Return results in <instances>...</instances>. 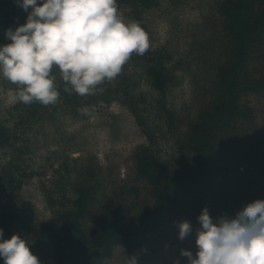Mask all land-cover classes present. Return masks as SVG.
Returning a JSON list of instances; mask_svg holds the SVG:
<instances>
[{
	"label": "rangeland",
	"instance_id": "rangeland-1",
	"mask_svg": "<svg viewBox=\"0 0 264 264\" xmlns=\"http://www.w3.org/2000/svg\"><path fill=\"white\" fill-rule=\"evenodd\" d=\"M13 1L16 13L9 25L0 27V40L8 28L14 30L26 22L27 12ZM223 1L158 0L138 17L130 6L116 0L125 22H137L148 35L150 55H169L167 66L175 74L161 94L146 80L141 66L129 61L126 73L139 103L137 111L116 90L115 79L98 87V97L85 96L77 110L61 101L40 104L34 117L28 114L29 104L19 100L17 85L0 74V124L8 125L16 135L13 146L0 149V168L14 155H20L23 165L17 174L21 185L16 196L0 192V228L13 227L40 264L55 260L53 249L63 233L61 213L72 206L77 186L91 185L95 192L83 218L88 234L100 225L102 213L115 209L123 212L122 222L129 226L143 208L154 203L151 185L137 169L140 145L151 147L174 166L187 163L183 142L188 125L221 89L218 73L231 54ZM247 74L264 78V41L254 50ZM243 101L252 107L254 124L264 135V92H249ZM163 104L175 114L174 125L160 116ZM236 188L237 183L215 189L203 200L183 196L179 214L151 230L141 246L129 250L115 244L96 264H127L132 256L137 264H188L181 250L195 256V229L202 209L207 207L213 220L234 217L246 205L236 209L231 200ZM257 199H264V188H255L251 202ZM185 220L193 232L180 240L177 224Z\"/></svg>",
	"mask_w": 264,
	"mask_h": 264
},
{
	"label": "trees",
	"instance_id": "trees-1",
	"mask_svg": "<svg viewBox=\"0 0 264 264\" xmlns=\"http://www.w3.org/2000/svg\"><path fill=\"white\" fill-rule=\"evenodd\" d=\"M117 1L130 6L138 17L158 3V0ZM221 6L227 18L231 54L220 66L221 89L188 125L183 142L187 163L174 166L164 161L151 147L140 145L137 169L151 185L154 203L150 208H143L129 226L122 222L123 212L115 209L102 213L100 225L88 234L83 218L95 192L91 185L77 186L72 206L61 213L63 233L53 249L55 260L52 264H96L99 258L111 253L115 244H124L129 250L141 246L151 230L179 214L183 196L203 200L215 189L237 183L236 191L231 193L237 209L251 202L256 187L264 188V135L254 124L252 107L243 101L249 92H264V78L255 79L247 74L254 50L264 41V0H224ZM15 13L13 0H0V27L9 25ZM7 43L10 41L6 38L0 40V46ZM165 54L157 52L150 55L149 50L142 56L133 53L116 78V90L125 94L136 111L139 103L129 88L127 63L131 61L137 68L141 66L149 84L164 94L175 80V74L165 59L169 55ZM56 75L60 101L77 110L85 96L65 92L58 72ZM40 104H29L28 114L35 117ZM162 106L163 114L160 116L174 125L175 114L166 105ZM149 136L153 138V133ZM15 138L12 128L0 124V149L13 146ZM22 166L20 155H14L0 168V192L16 196L21 185L17 174ZM232 176H235L234 180ZM13 234H17L13 227L4 229L5 239ZM92 248H99V253L90 256ZM0 264H4L2 257Z\"/></svg>",
	"mask_w": 264,
	"mask_h": 264
},
{
	"label": "clouds",
	"instance_id": "clouds-1",
	"mask_svg": "<svg viewBox=\"0 0 264 264\" xmlns=\"http://www.w3.org/2000/svg\"><path fill=\"white\" fill-rule=\"evenodd\" d=\"M15 3L27 18L4 33L10 43L0 46V74L17 85V96L25 104H57V72L65 92L95 95L98 86L118 77L133 53L142 56L148 50V35L137 22H125L116 0ZM197 220L195 256L181 250L188 264H264V199L246 204L234 217L216 220L204 207ZM177 227L180 240L193 232L187 220ZM0 257L4 264H40L27 240L18 234L5 239L2 228ZM127 264H137L136 257H128Z\"/></svg>",
	"mask_w": 264,
	"mask_h": 264
},
{
	"label": "water",
	"instance_id": "water-1",
	"mask_svg": "<svg viewBox=\"0 0 264 264\" xmlns=\"http://www.w3.org/2000/svg\"><path fill=\"white\" fill-rule=\"evenodd\" d=\"M98 253H99V251H97V250L91 251V252H90V256L96 255V254H98Z\"/></svg>",
	"mask_w": 264,
	"mask_h": 264
}]
</instances>
